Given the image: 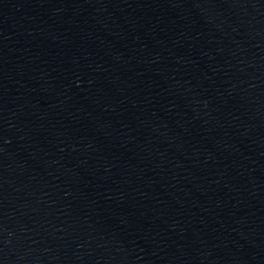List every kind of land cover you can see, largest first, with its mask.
<instances>
[{
    "label": "water",
    "instance_id": "water-1",
    "mask_svg": "<svg viewBox=\"0 0 264 264\" xmlns=\"http://www.w3.org/2000/svg\"><path fill=\"white\" fill-rule=\"evenodd\" d=\"M0 264H264V0H0Z\"/></svg>",
    "mask_w": 264,
    "mask_h": 264
}]
</instances>
